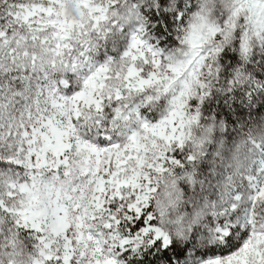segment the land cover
I'll return each mask as SVG.
<instances>
[{
  "label": "snow or ice",
  "instance_id": "6c2138e0",
  "mask_svg": "<svg viewBox=\"0 0 264 264\" xmlns=\"http://www.w3.org/2000/svg\"><path fill=\"white\" fill-rule=\"evenodd\" d=\"M0 264H264V0H0Z\"/></svg>",
  "mask_w": 264,
  "mask_h": 264
}]
</instances>
